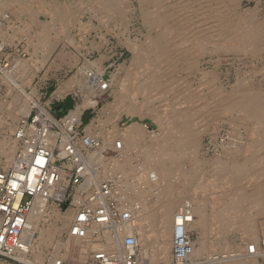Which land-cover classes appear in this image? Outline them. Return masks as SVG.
Returning <instances> with one entry per match:
<instances>
[{
    "label": "rangeland",
    "instance_id": "obj_1",
    "mask_svg": "<svg viewBox=\"0 0 264 264\" xmlns=\"http://www.w3.org/2000/svg\"><path fill=\"white\" fill-rule=\"evenodd\" d=\"M24 1L26 7L28 6L27 12L17 14L15 11L13 12L11 9L6 8V10H4L5 12H0V29L4 32L1 33V35L3 34L2 36L0 35L4 42L0 50V62L8 61L10 67H13V70L20 61L22 64L25 62L24 64L27 68L30 65L35 66L37 63L36 60H38V64L42 66L32 78L31 83L25 85L27 94L23 95L24 97H15L16 94L21 95L15 87L8 89L5 83L0 85V98L3 100V103H5L2 109H0L1 117H3L2 123L0 122V140L4 139L9 146L12 145L15 141L14 134L16 128H18L21 119H25L23 114H21V110L27 104H32L38 99L44 109L55 110L46 103L48 93L44 95V81H47L53 89L61 82L67 81L70 77L79 72L78 70L83 71L84 77L82 80L84 82V78H87V76L92 73L97 74L99 77H103L104 80H112L110 92L108 91L106 93L104 99L102 98V100L98 101V103L93 106L84 107V114L82 118L80 117L81 124L78 128L80 133L99 139L100 147H103V154H109L111 148L105 147L107 137H111L109 139H111L112 142L113 140L120 139L123 133L124 135L129 134V125L132 122H139V124L144 126L145 130L142 133H138L132 140L133 146L130 151L128 150L129 157L126 156L129 163L127 162L125 165L119 166L120 169L119 167L113 168L108 161H104V164L96 166V178L99 180L109 179L115 182L117 186L120 184L118 187L116 186V189L118 193L119 191L121 193L124 192L122 189L125 190L126 198L120 200L126 207L129 204L131 205L135 200L134 190L138 189V187H136V182H134L137 181L134 180L137 179L135 178L136 172L144 168L146 164H149V166L155 165V168L153 166V168L150 167L154 169L158 175H164V178H162L164 180H162V184H155V187L150 191L146 189L144 194L146 197L143 196L141 199L144 206L146 204L145 208L152 219L156 220L159 216L158 210L162 202V199L159 198L162 196L159 195V191H161L160 189L164 188V186L168 188L166 192L173 195V191H175L179 194L178 206H181L180 208L182 209L189 207L193 212L195 198H198L202 205L204 204L203 208L205 210L204 216L206 218V226L191 225L187 229L191 241L193 243L197 242L195 248L198 249L203 245L207 247L205 255L203 256L192 254V258L195 261L200 264H206V261L210 260L209 258L214 255L220 257L221 255L248 254V247L253 244L252 246L255 248V252L258 251V254L255 252L252 253L255 257L248 258V260L254 259L256 264H264V211L263 213L258 212L259 207H264V146H257V143L253 141L257 135L253 133L252 135L250 134L253 129L257 127L256 124L253 125L249 122L240 121L238 112L227 113V111H225V105L218 99V97H222L224 93H229L231 89L244 92L247 88L239 84L238 86L236 85L240 79L241 81H243L242 79H246L251 85L253 83L256 87L260 86L264 88L263 43L260 42L258 45L257 54L255 51V54H250L249 52L247 54V52L244 53L245 51L243 52V50H235L232 47V49L230 48L229 50L228 48L224 49L226 50L224 53L223 49L219 51L215 49L214 51L216 53L213 51L214 53H211L209 57H203L201 52L198 51V47L189 44L188 47L190 48V52L187 51V60L189 63L190 59L196 58V67H193L194 69L187 67V60L186 63L182 65L181 62H174L173 60H171L172 62H167L158 59L155 62V67L157 71L156 74H158L156 78L160 82V85L156 88L153 87V89L146 88L142 90L141 88V90H136L137 85L144 76L140 75L141 68L139 67L142 66V63H134L131 60L133 55L132 43L134 41L139 42V40H143L144 35L148 31L145 23H142V16L140 17L141 10L136 6L138 5L136 1L132 3V0H103L101 3L107 5V7L110 6L109 8L102 7L96 0ZM159 1L161 3L164 2L163 0H158V2ZM165 1L169 4V12H171L173 16L174 14H178L177 9H175L177 0ZM231 1H233V3ZM51 2L66 4L68 7L74 8L73 10L76 13L73 19L70 20L71 18H68L66 13H64V18H62L61 21L54 22L49 14V4ZM227 2L228 7H223V9L214 2V9L222 14L224 11L226 12L228 10L229 14L233 15L235 11L242 12V10L252 9L255 6L256 8L254 7V9L257 11V14L259 13L258 17H260V20L263 19L264 21V0H228ZM170 3L173 4L171 5ZM230 3H232L231 6ZM41 7H44V9ZM68 7L67 10L69 11ZM231 7H234V9ZM171 20L173 24L179 25L176 19L174 20L171 18ZM67 21L68 23L70 22L71 25L68 26L66 24L67 28L62 32L60 24L62 22L67 23ZM173 21L176 22L174 23ZM44 24L47 25L50 30V38H56L58 42L48 55L37 48L35 44H32L34 37H32L33 39L31 41L28 40L30 39V35H34L35 31ZM189 28L191 29V27ZM214 30L217 29L214 28ZM175 31L174 35L170 38L171 41H169V46L172 48L171 51L173 53L177 50V39L180 38L178 32ZM185 32V34H187L190 31L185 29ZM66 33L71 36L69 37L71 40L67 39ZM262 34H264V29ZM26 37H28V39ZM64 52L67 54V57L62 59V54ZM175 53H178V51ZM148 58L151 57L149 56ZM94 61L98 62L97 65L94 64L95 66L93 65ZM166 62L167 64H165ZM179 64L181 65L180 68L178 67L180 66ZM203 67L208 68L212 73L208 84H204L201 77L200 69ZM158 72L162 73L163 77L161 76L162 74ZM76 75L79 77L78 74ZM131 79L133 80L131 81ZM73 90L77 92L69 90L68 96L72 97L75 102L80 101L86 96H95V93L90 94L89 91L82 90L79 84H77ZM116 97H121L122 100L120 103L116 101ZM196 101L197 103H194ZM214 101L217 102L215 103ZM129 104L131 106H129ZM18 106H20L21 110ZM8 107H10V109ZM43 107L41 108L43 109ZM36 111L37 108L33 106L29 118L32 117ZM56 111L57 115L60 117H63L69 112L66 111L60 114L58 110ZM178 111L179 113H185V115L189 117L185 122L187 132L183 133L178 129L179 122H176V124L168 120V116L172 117V114L178 113ZM59 124L60 134L67 133L68 128L65 126V122L60 121ZM106 133H108L107 137ZM262 136L264 137V129L260 131V137ZM82 149L80 147V151L84 156L96 150L93 149L89 151L88 149ZM16 150L17 148L13 150L14 153ZM175 157L178 158L177 161L174 159ZM3 161L4 157L0 148V167L8 168L10 165L6 166ZM246 162H248V164ZM245 164H247L246 167H244ZM181 171H190L196 174L194 183L196 182L197 185L187 187V183L179 179L178 174ZM234 171L242 172L241 174L238 173L239 175H235ZM174 181L176 183L174 185L175 188L172 187ZM256 190H258L257 192L260 193L262 197L261 206L256 205L250 200H238L241 194H255L254 191ZM130 192L131 196H129ZM68 194V198L72 199L73 189H68ZM151 195L154 196L152 197ZM214 198L220 199L215 200ZM75 199L79 200L76 196ZM135 202L140 201L135 200ZM134 204L135 203L131 206ZM47 207V212L53 208L56 209L57 213H60V215L65 214L66 210L70 208L68 202L58 204L51 199L48 200ZM212 213L214 214L212 215ZM233 215L243 219L244 225L240 227L234 225ZM211 216L212 218H210ZM46 218L47 217L44 216V220L42 219L40 221L41 223H39V226H44L45 223H47ZM143 223L142 230L150 235L149 238L147 237L146 239L145 237V241L143 239V242H139L137 245L138 261L140 264H149L148 261L153 259L151 260L152 264H167V262L161 258V255L159 256L157 251L161 243L157 226L153 225L150 229L146 222ZM70 225L71 221L68 226L62 230L59 237L58 235L54 237L53 243L57 240L64 241L68 238ZM249 227H251V230H248ZM130 233L135 236V239L138 236V232L135 230ZM34 237H38V232L34 233ZM199 241H201V243H199ZM201 244L203 245L199 246ZM51 249L52 247L44 248L42 264H50L52 259H62L65 264H70V260L67 258H50L49 252ZM27 253L29 258L33 257L30 251ZM90 253L91 251L88 253V257ZM168 256V264H173L172 248L169 249ZM24 260L25 259H17L16 257L13 259L6 258L0 255V264H32ZM142 260L146 262H142ZM204 260L206 261L203 262ZM85 261L86 260H82L79 264Z\"/></svg>",
    "mask_w": 264,
    "mask_h": 264
},
{
    "label": "bare ground",
    "instance_id": "obj_2",
    "mask_svg": "<svg viewBox=\"0 0 264 264\" xmlns=\"http://www.w3.org/2000/svg\"><path fill=\"white\" fill-rule=\"evenodd\" d=\"M102 1L103 0H96V2L98 4H100L102 7H104V8L110 7V6L107 7V5H105V4L103 5L101 3ZM133 1L137 2L138 5H136V6H138L139 9L141 10V15L140 14L139 15H140V17L142 16L141 17L143 19L142 23L144 22L145 26L148 28V31L144 35L143 40H139V42L134 41L132 43L133 55H132L131 60L134 63H139V62L142 63V66L139 67V68H141L140 75L144 76L142 80L139 79L140 82L137 85L136 90H141V88H142V90H145L146 88H152L153 89V87L156 88L160 85V82L156 78V76L158 74H156L157 71H156V67H155V65H156L155 62L158 59L161 61H167V62L173 60L174 62H181L182 65H183V63L185 64L186 60H187V56H188L187 51L190 52V48L188 47L189 44H191L192 46L198 47V51L201 52V55L203 57H206V56L209 57L211 55V53L215 52L214 51L215 49L216 50L218 49V51H219L220 49L224 50V49L228 48V50H229L230 48L232 49V47L235 50L236 49L241 50V51L243 50V52L245 51L244 53L247 52V54H248V52H249L250 54H252V53H254V51L255 52L257 51V49H258L257 47L260 44V42H262L264 45V41H263V38H264L263 35L264 34H262L263 29H264V21H263V19L260 20V17H258L259 13L257 14V11L254 9L255 6L252 9H247L245 11L242 10V12L241 11H238V12L235 11L234 12V10H233L234 14L233 15L231 14L232 15L231 16L229 14L228 10L226 12L224 11V13L222 14L221 12L219 13L218 10L214 9V6H213L214 2H215L216 5H219L223 9V7H228V2H227L228 0H220V1L219 0H217V1H214V0H177V3H175L176 4L175 9H177L178 14H174V16H175L174 17L171 14V12H169L170 11L168 8L169 4H167V2L165 0H163L164 2H162V3L160 1L158 2V0H132V3H134ZM231 2L233 3V1H231ZM232 3H230V6ZM235 6H236V3H235ZM27 7H26L24 0H0V12L4 11L6 9H11L13 12L15 11V13H17V14H22L23 12H27V10H28ZM67 7L68 6L66 4H59V3H55V2L54 3L51 2L49 4V12H50L49 14L53 18L54 22L61 21L62 18H64V13H66L68 18H71L70 20L73 19L76 12L73 10L74 8L72 9L71 7H68V9H69V11H68ZM41 8L44 9V7H41ZM231 8L234 9V7H231ZM227 9H229V8H227ZM172 11H173V9H172ZM220 11H221V9H220ZM46 12H47V10H46ZM29 14H31V13H29ZM171 18H173L174 20L176 19L180 26L173 24ZM66 24L68 26L71 25L70 22L68 23V21H67V23L62 22L60 24V26H61L60 29L62 30V32L67 28ZM72 24H73V21H72ZM39 27H41V26H39ZM189 27H191V29ZM184 28L186 30H189L190 32L185 34L186 32H185ZM214 28H216L217 30H214ZM38 29H37V31H35L34 35L29 34L30 39H28L29 36L26 38L29 41H31L33 39L32 37H34V40H32V44H35L37 46V48H39L41 51H44L48 55L53 50V48L57 45V43H58L57 39L55 37H54L55 39L50 38V36H49L50 30H49L47 25L44 24V25H42L41 28H38ZM175 29L178 32V35L180 37V38L177 37L178 39H177V50L176 51H178V53H175L176 51L173 53L171 51L172 48L169 46V41H171L170 38L174 35ZM20 31H21V29H20ZM1 33H4V32L0 29V35H1ZM14 35H17V34H14ZM24 36H26V35H24ZM69 37H71V36H69L67 34V39L71 40ZM1 38L2 37H0V39ZM61 39H63V38H61ZM64 39H65V37H64ZM69 40H67V41H69ZM3 43L4 42L1 39L0 46L3 45ZM170 44H171V42H170ZM225 51L226 50H224L223 53ZM262 51H264V50H262ZM256 54H257V52H256ZM149 56L151 58H148ZM257 57H258V55H257ZM195 59H190L189 63L187 60V67L188 68L189 67H191V68L196 67V60ZM206 60L208 62L207 58H206ZM33 61H35V60H33ZM209 61H210V59H209ZM36 62L37 63L35 64V66L29 64L30 66L28 65L29 67L27 68L24 64L25 62L22 64L20 61L16 64V66H15L16 68H14V70L12 67L11 69L4 72L3 84L5 83V85H7L8 89H12L13 87H15L17 89V91L21 93V95L16 94L15 97L19 98L20 96L27 94V92L25 91V85L28 83H31L32 78L36 75V73L39 71V68L42 66V65L38 64L39 63L38 60H36ZM167 62L165 64H167ZM94 64L97 65L98 62L94 61L93 65ZM165 64H163V65H165ZM175 64H178V63H175ZM178 67L180 68L181 65ZM171 70H173V69H171ZM78 71L79 72L76 73L78 75L81 72L79 77L76 74H74L70 78L71 79L70 81L74 80L73 82L79 84L80 87L82 88V90L89 91L90 94L95 93V96L94 97L93 96L92 97H88V96L84 97L83 99L78 101V103H77L78 106L76 105V107H77L76 110L69 111V113L67 115L68 118L65 116V118L63 119L67 123V124H65V126H67L68 128H70L74 122H76L77 124H79L81 122V120L79 118L80 116H78V110L79 109H81V108L83 109L86 106H93L96 103H98V101L102 100V98L104 99L106 93L110 90V84L112 82V80H108V81L104 80L103 77H101V76L99 77V76H97V74H94V73H92L93 75L89 74L87 76V78H84L85 79V82H84L82 80L84 77L83 71H81V70H78ZM161 72H162V69H161ZM200 72H201V77L203 79V83L208 84V82H210L209 81L210 75H212L211 71L208 68L203 67L202 69H200ZM159 74H162V73H159ZM84 75H86V74H84ZM161 76L163 77V74ZM127 78H128V76H127ZM132 80L133 79H131V81ZM242 80L243 81H241V79L238 80L236 85L238 86V84H239V85L243 86L244 88H247V89H245L244 92H240V90H237V89H231L229 93H224L222 95V97H220V98L218 97V99H220V101L225 105V108H226L225 111H227V113L238 112V114H239L238 116L240 118L239 119L240 121H243L246 123L249 122V123H252L253 125L256 124L257 127L254 128L255 130L253 129V131L250 134L252 135V133H253V134L257 135V137H255L253 139V141L255 143H257V146L262 147V146H264V137L263 136L260 137V131L264 129V88H262L260 86L256 87L253 85V83H252V85H253L252 86L251 83L247 82L246 79H242ZM160 81H161V77H160ZM73 82L71 84H73ZM66 83L67 82L61 84L60 88L63 87ZM75 87L76 86H74L73 88H75ZM75 90H77V89H75ZM64 91H66V89ZM121 100H122L121 97H116L117 102L120 103ZM27 101H29V100H27ZM24 102H26V101H24ZM194 103H197V101ZM8 104H9V102H8ZM4 105H5V103H3V100H1V98H0V109H2V107ZM175 105H176V103H175ZM33 106L39 108L41 112L44 111V107L40 104V101L38 99L36 101H34L32 104H30V103L27 104L25 107L22 108V110L20 109V106H18V108L22 112L21 114H23V117L25 119L29 116L31 108ZM129 106H131V105L129 104ZM5 107H7V106H5ZM41 107H43V109ZM8 108L10 109V107H8ZM17 112H18V110H17ZM169 115H170V113H169ZM172 115H173L172 117L168 116V120H171V123L179 122L178 129L183 133L187 132V128L185 127V125H186L185 122L188 120L189 117L186 116L185 113H183V112L179 113V111H178V113H174ZM2 118L3 117H1V114H0V122L1 123H2ZM11 127H12V125H11ZM31 129L33 130V128H31ZM144 130H145L144 126L139 124V122H132L129 125V134L124 135V133L121 131L123 133V135H121V138L118 140H113L112 142H111V139H109L111 137H107L108 133H106V137H107L106 140L107 141H106L105 147L111 148V151L109 150L110 151L109 154L105 153L108 156L103 154V150H102L103 147H98L94 152L90 153L87 156H84L83 153L80 151V147H81V149H82V147L84 148V144L82 143V141L76 142L74 144V151L76 152V155L82 156L84 158L85 164L87 166L86 172L89 175L86 178V182L87 181L88 182L94 181L97 179L96 178V176H97L96 175V170H97L96 166L104 164V161H108L113 166V168H118L119 166L125 165L128 162V160L126 158V156L129 157L128 150L130 151V149L133 146L132 140L134 139V137L138 133H142V132H144ZM59 137H60L61 141L58 144L57 143L58 135L56 133H48L45 137L42 138V142L51 151H53V149L55 147H57V152L54 153L53 155H54V157L62 158L68 154L67 153L68 151L66 150V147H65V145L68 141V137H67V135H61ZM91 138H94V137H91ZM14 140L15 141L12 143L11 146H9L7 144L6 140H4V139L0 140V148L2 150V154L4 157L3 162H5L6 166H9V165L13 164V162H14V156H13L14 151L13 150H15V148L18 147L17 139H14ZM174 159L177 161L178 158L175 157ZM248 162H246V163L248 164ZM247 164H245L244 167H246ZM111 165H110V167H111ZM132 166H133V164H132ZM150 166L152 167L153 165H150ZM150 166H149V164L144 165V168H142L141 170L136 172V177L134 176L135 178H137V179H134V180H137V181H134V182H136V187H138V189L140 188L139 190L138 189L134 190V192H135L134 197H135V200L140 201V202H135V200L134 201L132 200L133 202L131 203V205L133 203H135V204L133 206H131L129 204L131 207L129 205H127L125 207L122 204V201L120 200V199L126 198L125 190L122 189V191H124V192L121 193L119 191V193L117 192L115 194V196L119 199L120 206L122 205V207L127 208V210L130 212V218L128 220L116 222L112 226L114 228L106 227V225H104V224L92 223L88 226L86 236L83 238L68 235V238L66 240L61 241V240H57L55 238L57 241H55L53 243L54 237L56 235H58V237H59V235L62 233V230H64L68 226L70 221L72 222L73 217H74L75 212H76V210L73 208H69L68 210H66L65 214H63V215H60V213H57L56 209H53V208L50 209L49 212H47V209H48L47 203H48L49 197L61 198L63 196L65 190H66L65 184L63 186H61L59 188V190L56 192L49 191L48 194L50 196H35L33 199V204H32V207L30 209V212L27 215L28 222L30 223V226H31V228L28 232L29 233V244H28L27 250H28V252L30 251L33 254V257L29 258L28 253H23V254H19L18 257H16V258L17 259L20 258V260L25 259L26 262H31L32 264H42L41 262L44 258V248L52 247V249H51L52 251L50 250V252H49V254L51 256L50 258H55V257L67 258L70 260V264H79L80 261L89 259L88 253L90 251H96L98 249H102V251L108 252L109 254L118 251L120 249V237L125 236L127 233H130L133 230L138 232V236L136 237L137 245L139 244V242H143V239L145 241V237L147 239V237L149 238V235H150L148 233L146 234L145 231L142 230V226L144 224L143 222H146L148 225V228H150V229L153 225L157 226L158 236L161 238V243H162V244L161 243L159 244L157 251H158L159 256L161 255V258L163 260H165L168 264L169 249L172 248V245H173L172 240L174 238L176 226L182 224L183 230L185 228L188 229L191 225H193V226L199 225L202 227L206 226V218L204 216L205 210L203 208L204 204L202 205V203L199 201V199L195 198L194 199V205H193V212L192 211L189 212L191 214V216L188 213H187V215H185L184 213L180 214L179 212H180V210H182V208H180L181 206H178V202H179L178 199L180 198L179 194H177L175 191H173V195L169 192H166V190L168 188L166 186H164V188H161L160 189L161 191H159V195H162L159 197L160 199H162L160 207L158 206L160 208V209L158 208L160 210V211L158 210L159 216L157 215L158 218L156 220L152 219L150 217L149 213L147 212V209L145 208L146 204L144 206V203H142L141 199L143 198V196L146 197V195H144L146 189H148L150 191L151 189H153L155 187L154 186L155 184H160V183L162 184V180H164L162 178H164V175L160 176L156 173V171L154 169H152L153 167L155 168V165L152 168ZM128 168H130V167H128ZM125 171H126V168H125ZM129 171H131V170H129ZM241 172L242 171H240V172L234 171L235 175H237L238 173L241 174ZM128 173H130V172H128ZM178 175H179V179H181L187 183V187H189V186L193 187V186L197 185L196 182L194 183V179H195L196 174H193L190 171H188V172L181 171V172H179ZM129 177H130V174H129ZM131 177H132V175H131ZM125 183H127V182H125ZM175 184L176 183L174 181L172 183V187H174ZM121 187H122V185H121ZM132 189H135V188H132ZM126 190H128V189H126ZM188 190H190V189H188ZM178 191H179V188H178ZM257 191L258 190L254 191L255 194H251V195L241 194L240 197H238V200L239 201L250 200L251 202L255 203L256 205L261 206L262 197H261V194L258 193ZM180 194H181V192H180ZM75 196L77 199L78 198L81 199L80 190L77 189ZM129 196H131V192H130ZM218 199H220V198H217L215 200H218ZM75 201H76V199H75ZM149 204H151V203H149ZM217 204H218V202H217ZM179 205H181V204H179ZM150 210H148V211H150ZM263 211H264V207L263 206L259 207L258 212L263 213ZM50 212H52V213H50ZM214 213H212V215ZM193 214H194V217H193ZM44 216L47 217L46 218L47 223H45L44 226H39V223H41L40 221L44 218ZM210 218H212V216ZM211 220H213V219H211ZM233 220H234L233 224L236 225L237 227L244 225L243 219H241L238 216H234ZM113 230H114V233L116 231L118 232V236H116V234L113 233ZM248 230H251V227H249ZM35 232H38L37 238L34 237ZM199 243H201V241H199ZM196 244H197V242L196 243L192 242V245H191L192 248H191L190 253L193 255H196V256L197 255L198 256L205 255L207 247L205 245L201 244L199 246H202V245L203 246L199 247L197 249V248H195ZM61 251H63V252H61ZM96 252H99V251H96ZM255 253L258 254V251ZM253 256L255 257V255L249 254V253L248 254L243 253V254H238V255H221L220 257L214 255L213 257L210 256L211 258L208 257L210 260H207V261L204 260L203 262L206 261V264H256L254 262V259L248 260V258H252ZM151 260H153V259H151ZM151 260L148 261L149 264H152ZM143 261H145V260H142V262Z\"/></svg>",
    "mask_w": 264,
    "mask_h": 264
},
{
    "label": "built area",
    "instance_id": "obj_3",
    "mask_svg": "<svg viewBox=\"0 0 264 264\" xmlns=\"http://www.w3.org/2000/svg\"><path fill=\"white\" fill-rule=\"evenodd\" d=\"M11 68L8 61L0 62V85L4 81V72ZM68 113L60 117L56 110L44 109L41 112L37 108L32 117L21 119L18 124L14 134L18 141L14 162L8 168L0 167V255L3 257L13 259L28 252V232L31 226L27 215L34 197L50 196L49 191L56 192L64 184L66 190L63 196L49 199L58 204L68 202L70 208L76 210L69 227V235L83 238L92 223L114 228L112 226L116 222L130 218V212L120 206L119 199L115 196L117 193L115 182L98 178L86 182L89 175L86 172L87 166L84 158L76 155L74 144L82 141L84 144L82 150H92L100 147V141L81 134L78 129L81 122L79 124L74 122L70 128L67 127V133L60 134L59 123L65 122L63 119ZM48 133L58 135V144L61 141L59 136L67 135L66 156L54 157L57 147L51 151L44 145L42 138ZM68 189H73L72 199L68 198ZM77 189L80 190L81 199L74 201ZM189 212L191 209L185 207L179 213L185 215L188 213L191 216ZM114 234L118 236L117 231ZM172 241L173 264H200L192 258L190 253L192 241L187 228L183 230L182 224L176 226ZM96 251H91L89 259L81 264H140L137 258L136 239L131 233L120 237L118 251L110 254L102 249ZM254 252V247L250 245L248 253ZM50 264L65 263L62 259H52Z\"/></svg>",
    "mask_w": 264,
    "mask_h": 264
},
{
    "label": "crops",
    "instance_id": "obj_4",
    "mask_svg": "<svg viewBox=\"0 0 264 264\" xmlns=\"http://www.w3.org/2000/svg\"><path fill=\"white\" fill-rule=\"evenodd\" d=\"M68 56H70V55H68ZM66 57H67V54L64 52L62 54V59L66 58ZM46 76H47V74H46ZM46 76H45V78H46ZM70 78L67 81L61 82L56 88H53V89H52L51 85L48 84L47 81L43 82L45 84L43 86V88L45 89L44 95H45V93H48L47 94L48 98L46 100L47 105L49 107L54 108L55 110H58L60 114L66 112V111L76 110L77 109L76 105L78 106V104H77L78 102H76V104H75V100L72 97L68 96L69 89L70 90L72 89V91L77 92V91L73 90L74 89L73 87L76 86L77 83L73 82L74 80L70 81L71 80ZM65 82H67L69 85L66 83L63 87H61L62 88L61 89L60 85L65 83ZM72 82H73V84H71ZM64 88L66 89V91H64L65 90ZM83 109L81 108L78 110V116H80L81 118L83 117L82 115L84 114Z\"/></svg>",
    "mask_w": 264,
    "mask_h": 264
}]
</instances>
